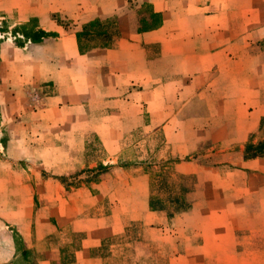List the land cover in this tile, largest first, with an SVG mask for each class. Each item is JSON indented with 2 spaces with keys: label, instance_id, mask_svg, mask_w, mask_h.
<instances>
[{
  "label": "rangeland",
  "instance_id": "rangeland-1",
  "mask_svg": "<svg viewBox=\"0 0 264 264\" xmlns=\"http://www.w3.org/2000/svg\"><path fill=\"white\" fill-rule=\"evenodd\" d=\"M244 1L249 4V16L258 12L254 9L257 4L264 5V0ZM240 3L241 0H233L234 5ZM145 7L148 11L149 5L140 3L141 10ZM252 23L261 20L256 22L251 17L249 25ZM8 24L9 20L1 24L2 35L9 32ZM260 27L262 35L255 33ZM260 27L254 32L249 30L246 42L232 46V59L227 58V71H223L221 83L217 81L210 87H217L216 92L206 88L218 75L224 60L182 62L174 56L160 58L159 47L150 46L152 60L147 68L152 73L149 82L156 90L148 108L121 104L144 97L138 92L144 85L138 84L121 85L116 92V108H122L123 117L141 111L143 120L152 118L153 124L135 126L132 119L122 125V139L110 148L113 153L107 152L96 133L102 124L95 118L115 106L109 103L111 91L98 84L103 78L96 68L89 62L88 73L73 76L87 84L83 103L88 106L90 123L81 129L75 119L79 113L67 108L76 95L68 69L77 68L80 61H48L44 58L49 55L42 51L32 54L35 45L53 42L57 35L36 29L35 19L13 28L7 37L14 41V47L29 46L24 60L20 61L16 54L0 57V85L8 83L9 89L14 90L5 96L0 94V215L16 242L18 256L11 262L37 264L48 255L60 264H264V239L255 234L256 220H241L239 206L235 205L233 209L239 218L234 222L224 220V199L216 205V196L208 190L209 180H216L210 179V172L230 169L234 174L227 180L238 183L253 178L252 171L242 167V157L247 141L256 143L264 139V23ZM103 58V54L93 53L89 60L98 62ZM55 68H66L68 75L62 73L48 80L49 71ZM15 70L25 72L20 83H16ZM168 70L174 75L182 70L175 85L179 92L169 91L162 83L161 76ZM224 80L229 83L227 93L219 91L224 90ZM247 105L250 110L252 105H259L261 119L244 141L235 119L246 115ZM224 120L229 122L225 124ZM166 121L170 122L165 124ZM103 127L106 132L113 131L111 123ZM226 136L227 140L222 139ZM101 165L104 168H99ZM162 165L173 173L198 176L190 194L191 207L172 216L165 211L146 212L151 211L150 172ZM218 175H222L219 180L224 179L223 173ZM260 177L263 186L259 195H264V174ZM258 199L256 192L244 196L246 210L256 208ZM109 214L115 219L107 223L116 221L112 230L117 231L77 257L86 232L72 228L83 224L90 231L108 232L105 217ZM126 214L135 219L126 218ZM258 225L264 228V223ZM244 226L252 231L240 230ZM217 233L222 236H214ZM25 234L31 237L30 248L26 247ZM212 240L220 242L217 251L206 245Z\"/></svg>",
  "mask_w": 264,
  "mask_h": 264
},
{
  "label": "crops",
  "instance_id": "crops-1",
  "mask_svg": "<svg viewBox=\"0 0 264 264\" xmlns=\"http://www.w3.org/2000/svg\"><path fill=\"white\" fill-rule=\"evenodd\" d=\"M144 2L149 5L148 11L146 7L144 10L139 8L140 3ZM132 4L133 7H128ZM254 9L258 12L249 16V4L244 0H241L239 5H234L233 0H0V26L3 21L9 20L7 27L9 32H4L3 35L0 33V57L7 58V54H16V56H19L20 61L24 60L25 51L29 45L25 44L21 45V47L17 45V47H14L16 46L14 41L10 37H7V35L11 34L13 28L30 21V19L36 20V29L57 33L53 42H41L35 45L32 48V54H36L37 51L41 53L42 51L49 55L44 58L48 61H66V63L80 61L77 68L70 67L68 69L71 72L72 91L76 95L73 100H70V105L67 104L69 105L67 108L76 110L79 113V117L75 119L77 120L76 123L79 122L81 129L84 124L90 123L87 112L88 106L86 103H83L86 100L84 94L87 92V84L78 82L73 76H77V73H88V68L86 67H88L89 62L96 68L93 69L96 70L98 76H102L103 78L98 81V84L102 85L107 91H111V94H108L110 96L109 103L115 105H112L113 108L106 113L108 114L106 117V114L102 112L100 113L102 116L95 118L96 120L94 121L102 124V128H99V126L96 128V133L104 142L107 152L113 153L114 150L110 148H114L115 143L122 139V133L124 132L120 129L122 125L129 124L132 119V123L134 122L135 126H149L153 124L152 118L146 121L143 120L139 114L141 111H138V114L130 113L123 117L122 108H116V104L119 101V94L116 92L120 90L122 84L144 85L138 91L139 95L143 93L144 97L140 96L131 102L125 100L121 104L131 103L132 107L138 108L147 105L146 107L148 108V101H151L156 90V87L149 82L152 73L147 68V65L152 60L150 46L159 47L157 55L160 58L174 56L178 61L182 62H195L206 59L215 60L216 62L217 60H224L222 61L224 63L219 65L218 75L208 82V88H206L216 92L217 87H210L212 85L215 86L217 81L219 84L221 83L222 73L226 70L228 64L226 63L227 58L228 61L232 59V46L246 42L244 39L249 30L254 32L255 28L260 27L264 23V5L257 4ZM153 13L155 20H153L151 15ZM249 17H253L256 22L261 20V23L249 25ZM58 18H64L66 21H59ZM106 18H115L121 31L114 45L110 48H94L86 53H80L76 37L78 28L86 21ZM257 32L259 35H262L263 28L260 27L258 31H255V33ZM93 53L103 54V60H97L98 62H95V60L90 61L89 58ZM21 63L17 64V66L21 65ZM54 70L49 71L51 72V76H47L48 80H54L56 79L54 76L61 75L62 73H65L66 76L68 75L66 68L61 70L55 68ZM15 71L18 79L16 83H20L25 76V72L22 70ZM52 73H55V75ZM181 74H183L182 70L178 75L169 74L168 70L166 74L161 76V78H164L162 83L165 82L169 91L173 89L174 92H179L180 90L175 85L178 84ZM139 76L142 79H137ZM142 82L145 84H142ZM224 84V90L219 91L227 93V84L229 86V83L224 80ZM9 91L14 90L9 89L8 83L0 85V94H4L5 96ZM226 107L227 105L224 106V108ZM245 114H241L240 117L235 119V122L239 126L238 134L244 136V141H247L249 133L260 123V106L252 105L251 110L248 106ZM91 122H93L92 119ZM168 122L166 121L165 124H168ZM228 122L224 120L225 124ZM105 123H111L112 132H106L103 127ZM80 135L82 136V134ZM227 138L228 136L222 137L224 140H227ZM234 139L231 138V140ZM242 167L252 171V180L249 182L242 181L241 183L229 181L227 180L229 175L234 174L230 169L223 172L214 171L210 172V179L216 178V180H209L208 190L210 194L213 193L216 196L214 197L216 205L224 199L227 207L224 209V220L232 222L237 220L239 217L233 206H239L241 220H251L245 217H252L253 220H256L257 230L255 234L257 237L264 239V228L262 225H258L259 222L264 223V195H259L263 186V178L260 176L264 174V157L252 159H244L242 157ZM220 173L224 174V179L222 180H219L222 176L218 175ZM225 190L227 191L224 197ZM252 192H256L259 199L256 203V208L248 211L246 210V202H244L243 198ZM210 199L209 206H212L213 203ZM146 212L154 213V211H149L148 209ZM209 213H212V210ZM125 217L131 220L135 219L131 216L128 217L127 214ZM111 218L115 219L111 214L105 217V223L109 229L108 232L97 233L90 231L88 227L82 226L83 224L80 227L74 226L72 228V231L86 232L80 244V249L76 251L77 257L80 256V253L86 254L89 248L99 246L102 239L117 231L112 230L114 229L113 227L117 226L116 221L107 223L109 219L111 221ZM80 220L84 221V219ZM74 222L77 223V220ZM30 225H32V222ZM117 229L119 230V227ZM243 229L252 231V228L248 226L240 228V230ZM12 233V230L9 229L6 221L0 215V264H13L11 261L18 256L16 255V242ZM216 235L220 236L221 234H214V236ZM229 236H231V232ZM25 240L27 241L26 247H32L29 234H25ZM206 245H209V250L217 251L220 242L212 240L208 241V243L206 242ZM37 264L60 263H54L52 257L45 255L38 260Z\"/></svg>",
  "mask_w": 264,
  "mask_h": 264
},
{
  "label": "trees",
  "instance_id": "trees-1",
  "mask_svg": "<svg viewBox=\"0 0 264 264\" xmlns=\"http://www.w3.org/2000/svg\"><path fill=\"white\" fill-rule=\"evenodd\" d=\"M153 20L154 13L151 14ZM115 18L92 19L82 23L76 31L77 44L80 53H86L94 48H110L120 34ZM103 39L96 40V37ZM244 159L264 157V139L254 143L247 141L243 150ZM99 168H104L100 166ZM151 194L148 207L151 211H165L169 216L191 207L190 194L198 183L197 174L173 173L162 165L158 170L150 172Z\"/></svg>",
  "mask_w": 264,
  "mask_h": 264
}]
</instances>
